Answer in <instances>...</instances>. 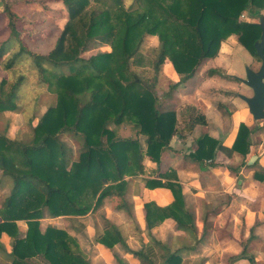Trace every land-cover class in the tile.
Instances as JSON below:
<instances>
[{
	"label": "trees",
	"instance_id": "1",
	"mask_svg": "<svg viewBox=\"0 0 264 264\" xmlns=\"http://www.w3.org/2000/svg\"><path fill=\"white\" fill-rule=\"evenodd\" d=\"M13 1L17 0H0L5 16L0 35L7 32L0 41V65L9 70L28 59L39 82L55 93L56 101L35 125L29 121L32 132L28 141L0 133V187L8 188L0 207V238L6 233L10 248L7 251L0 240V255L9 264H91L72 233L52 225L41 230L39 220L83 216L100 208L106 197L116 196L120 198L116 206L133 218L132 202L126 196L130 181L141 177L145 187H165L172 193L173 200L164 206L153 200L144 202L143 213L146 232L162 251L161 264H179L178 251H170L151 231L166 219L174 221L177 229L195 230L182 186L173 170H162V156L174 135L186 138L196 124L206 120L194 104L184 105L177 115L178 106L167 107L164 100L185 87L232 34L260 61L254 42L261 29L257 22L241 16L263 15L264 0H132L128 6L125 0H40L45 8L47 2H61L67 12L46 52L34 51L25 43L24 39L34 40L37 34L19 24ZM145 35L157 38L152 58L139 53ZM102 45L110 50L84 56ZM166 60L179 79L159 94L156 87ZM64 66L67 71L62 70ZM136 68H142L141 72ZM212 75L240 81L215 68L204 71V76ZM23 79L19 75L8 89H4L6 80H1L0 113L18 110L17 92ZM182 115L187 119L180 127ZM122 123L131 124L137 136L122 137L111 127ZM253 130L241 122L230 148L202 133L187 156L201 168L214 165L217 148L228 156L236 152L246 157ZM61 135L77 142L74 158ZM145 158L155 163L147 173ZM253 176L263 180L264 168L256 169ZM101 217L103 226L94 234L95 243L108 249L119 243L140 264H154L149 252L128 247L120 229ZM18 220L27 224L23 235ZM242 247L241 255H245V245ZM114 259L124 264L115 254Z\"/></svg>",
	"mask_w": 264,
	"mask_h": 264
},
{
	"label": "crops",
	"instance_id": "2",
	"mask_svg": "<svg viewBox=\"0 0 264 264\" xmlns=\"http://www.w3.org/2000/svg\"><path fill=\"white\" fill-rule=\"evenodd\" d=\"M243 18L251 21L248 16ZM240 46L243 48L236 36L230 35L221 42L218 54L207 59L196 75L188 80L198 84L194 96L199 93L200 87H206L212 97L216 95L218 101L214 106L210 100L201 97L200 101L199 96L195 98L191 104L205 116L206 123L196 124L186 138L174 135L172 138H176L170 142V149L162 156V170H173L182 186L185 204L193 213L195 230L192 233L177 229L174 221L166 219L151 231L157 240L167 244L170 251H178L180 264H264V179L259 180L253 176L256 169L264 168V119L255 122L246 103L239 96L215 94V90L222 88L228 91L239 90L243 95L250 96V87L241 81L219 75L201 77L208 68L238 78L244 77V72L237 68ZM164 65V70L174 79L176 72L173 67L168 61ZM243 88L248 89L242 92ZM219 104L224 106L220 107ZM180 108L178 106L177 111ZM241 122L254 127L250 151L246 157L236 152L228 156L217 148L214 165L205 164L201 168L187 156L196 147L195 139L202 133L217 139L221 146L230 148ZM143 163L146 173L155 166L148 158ZM151 200L164 206L171 203L173 196L168 188H147L141 183V189L128 196V201L132 202L133 218L124 209L118 208L117 204L105 210L107 218L120 229L128 247L133 250L143 248L153 256L154 264H161L162 251L145 229L143 203ZM56 218H41L40 229L44 230L48 225L63 228L53 223ZM129 219L134 221L136 230L129 229ZM19 224H23V227ZM17 226L23 235L27 228L26 222L19 220ZM90 227V224L86 225L84 232L91 228L93 231V227ZM0 240L9 251V236L2 233ZM91 243L85 245L86 249L81 248L91 264H118L114 259V251L124 264H140V260L119 243L112 249ZM242 244L246 248L245 255H241ZM0 264H9V260L0 255Z\"/></svg>",
	"mask_w": 264,
	"mask_h": 264
},
{
	"label": "rangeland",
	"instance_id": "3",
	"mask_svg": "<svg viewBox=\"0 0 264 264\" xmlns=\"http://www.w3.org/2000/svg\"><path fill=\"white\" fill-rule=\"evenodd\" d=\"M131 2L132 0H125V5L128 6L131 4ZM11 5L12 8L15 10V12L20 15L21 19L18 21L19 24L24 25L25 29H31L36 31L37 34L36 39L30 40L26 38L24 39L25 43H27L28 47L34 51L46 52L52 46L55 37L63 27V24L67 18V12L64 5L61 2H47V7L45 8L40 3V0H17L11 2ZM261 13L264 15V10H262ZM243 17L246 16L242 15L241 19H243ZM4 18L5 16L3 12V5L0 2V29L3 28L5 25ZM250 20L258 22L259 17L250 18ZM6 36H7V32L2 33L0 35V41ZM156 45H157V38L155 36L145 35L141 43V48L139 51L140 55H144L148 58H152V54H153L152 49ZM17 47L18 45L15 46V48ZM98 50H110V47L108 45H102L96 49H91L90 51L84 53V56H88L92 53H95ZM248 55H250L251 57L249 56L250 58H248ZM237 57H238L237 68L239 71L242 70L244 74L246 72L247 66H249L254 70H257L260 65V61L256 58V56L249 53L244 47L243 48L241 47L239 49ZM165 63L162 64L161 71L159 74V81L156 87L157 92L159 94H161L162 91L167 90L169 85L177 82L179 79V75L177 73L174 79L171 78V74H169V72H166L164 70ZM168 63H170V65L173 67L170 61H168ZM31 65L32 64L28 59L23 60L18 64H15L13 68L9 70L5 69L3 66L0 65V82L2 79L6 80L4 89H8L9 86L12 84V82L19 75L24 76V79L20 84V87L17 92L18 96L16 99V103L18 106V110L16 111L6 110L0 113V133H4L6 135H9L10 137L12 136V138L20 139L22 141H28L31 138L32 130L31 127L29 126V121H31V123L35 125L41 113L48 106L55 104L56 101L55 93L50 92L45 84L39 82L37 72L34 68H32ZM136 69L138 70V72H141L142 70V68H136ZM62 70L67 71L68 70L67 66L62 67ZM148 72L150 73L151 70H148ZM201 75H202L201 77L204 76V74ZM191 82L192 81L186 82V86L189 87L188 89L184 87H179L177 90H175L173 92L171 99L164 100V104L167 107L181 106V108H183V106L187 105V103L195 102V98L197 99V97L199 96L200 101H202L201 100L202 97L204 99L210 100V102H212L211 104L212 105L214 104V106H216V101H218L216 100L217 99L215 97L216 95L212 97L213 95L211 96L209 94V91L206 87L204 88L200 87L199 93L198 94L196 93V95L194 96L195 93L194 91L198 87V84H193ZM238 86L240 87V85ZM245 89L248 88H243L242 92H245L246 91ZM238 91L239 90L228 91L220 88L218 90H215L216 93L215 92L214 93L219 95L222 94L225 96L232 95L234 97H238V93L244 94ZM177 113H179V110L177 111ZM186 119L187 117L184 115H182V117H179L178 125L181 127ZM261 120H254V121L257 122ZM214 123L215 122H213V124ZM111 127H115L117 134L122 137L137 136L136 129L129 123H122L121 125L111 126ZM175 138H171V141L173 139L175 140ZM61 139L65 141L66 144L70 147L71 149L70 157L74 158L77 155V151H78L77 142L73 138L68 137V135H61ZM138 178H134L130 181L128 186V194L126 196L127 199L128 196L133 191L135 190L139 191L141 189V183L143 184L144 181L143 178L141 177L138 181ZM7 193H8L7 187H0V207L4 200V196ZM118 203H120L119 197L117 196L113 198L106 197L103 200V203L100 206V208H98L97 210H93L87 213L86 215L79 217L58 216L56 219L53 220V223L58 224L59 226L66 229L68 232L72 233L74 237L77 239L79 247L86 249L85 248L86 244L88 243L92 244L91 241L95 243L93 241L94 234L96 232L101 231V228L103 226V220L101 216L104 215L107 218V213L105 210L106 207L111 208ZM127 222L129 224L128 227L131 231L136 230L135 229L136 225L132 219H129V221ZM88 224H90V226L93 227V231L92 228L90 227L91 229L89 231L84 232V229ZM19 226L23 227V224H19ZM115 253L116 252L114 251V254Z\"/></svg>",
	"mask_w": 264,
	"mask_h": 264
},
{
	"label": "water",
	"instance_id": "4",
	"mask_svg": "<svg viewBox=\"0 0 264 264\" xmlns=\"http://www.w3.org/2000/svg\"><path fill=\"white\" fill-rule=\"evenodd\" d=\"M261 29L260 37L254 42L256 55L260 59V65L257 70L246 67L245 76L239 78L242 83L252 89V95L238 96L246 103L250 114L254 120L264 119V16L259 17L257 22Z\"/></svg>",
	"mask_w": 264,
	"mask_h": 264
}]
</instances>
